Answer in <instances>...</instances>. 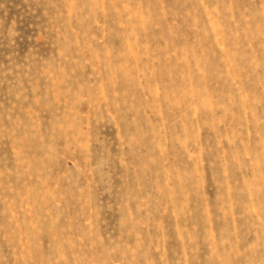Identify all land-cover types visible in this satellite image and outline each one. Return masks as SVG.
I'll list each match as a JSON object with an SVG mask.
<instances>
[{
    "label": "rangeland",
    "instance_id": "obj_1",
    "mask_svg": "<svg viewBox=\"0 0 264 264\" xmlns=\"http://www.w3.org/2000/svg\"><path fill=\"white\" fill-rule=\"evenodd\" d=\"M0 264H264V0H0Z\"/></svg>",
    "mask_w": 264,
    "mask_h": 264
}]
</instances>
